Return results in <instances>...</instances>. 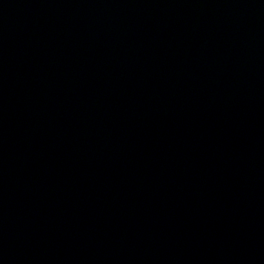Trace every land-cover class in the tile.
<instances>
[{
	"label": "water",
	"instance_id": "obj_1",
	"mask_svg": "<svg viewBox=\"0 0 264 264\" xmlns=\"http://www.w3.org/2000/svg\"><path fill=\"white\" fill-rule=\"evenodd\" d=\"M0 264H264V0H0Z\"/></svg>",
	"mask_w": 264,
	"mask_h": 264
}]
</instances>
